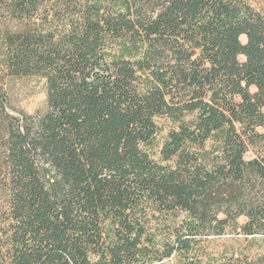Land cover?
Returning a JSON list of instances; mask_svg holds the SVG:
<instances>
[{
  "label": "trees",
  "instance_id": "16d2710c",
  "mask_svg": "<svg viewBox=\"0 0 264 264\" xmlns=\"http://www.w3.org/2000/svg\"><path fill=\"white\" fill-rule=\"evenodd\" d=\"M0 264H264V12L0 0Z\"/></svg>",
  "mask_w": 264,
  "mask_h": 264
},
{
  "label": "rangeland",
  "instance_id": "374dc122",
  "mask_svg": "<svg viewBox=\"0 0 264 264\" xmlns=\"http://www.w3.org/2000/svg\"><path fill=\"white\" fill-rule=\"evenodd\" d=\"M254 8L264 12V0H250ZM244 41V39H242ZM10 105L33 114L45 107L44 81L33 78L14 81L9 90Z\"/></svg>",
  "mask_w": 264,
  "mask_h": 264
}]
</instances>
